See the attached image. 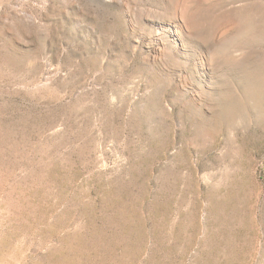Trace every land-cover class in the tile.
<instances>
[{
  "label": "rangeland",
  "instance_id": "obj_1",
  "mask_svg": "<svg viewBox=\"0 0 264 264\" xmlns=\"http://www.w3.org/2000/svg\"><path fill=\"white\" fill-rule=\"evenodd\" d=\"M0 264H264V0H0Z\"/></svg>",
  "mask_w": 264,
  "mask_h": 264
}]
</instances>
